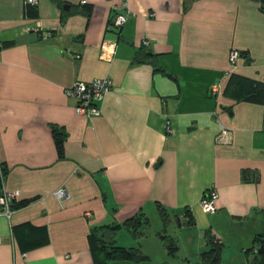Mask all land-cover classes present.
<instances>
[{"label": "crops", "instance_id": "1", "mask_svg": "<svg viewBox=\"0 0 264 264\" xmlns=\"http://www.w3.org/2000/svg\"><path fill=\"white\" fill-rule=\"evenodd\" d=\"M37 1L0 0V169L7 189L20 191L14 206L30 200L0 216V264L124 262L101 260L95 233L109 249L116 242L148 256L129 264L171 258V235L137 245L119 235L143 214V237L160 207L199 229L186 237L188 249L180 245L183 264L200 261L209 234L224 245L230 234L237 239L214 264H264L250 250L264 235L261 1ZM122 12L128 20L116 30ZM102 77L114 90L99 103L101 115H79L65 88ZM252 82L260 94L248 98ZM55 132L65 135L62 156ZM245 170L257 180L244 181ZM62 187L70 198L60 201ZM211 188L217 211L207 214L201 197Z\"/></svg>", "mask_w": 264, "mask_h": 264}, {"label": "built area", "instance_id": "2", "mask_svg": "<svg viewBox=\"0 0 264 264\" xmlns=\"http://www.w3.org/2000/svg\"><path fill=\"white\" fill-rule=\"evenodd\" d=\"M36 5L38 3L37 0H27V4ZM85 3V2H84ZM153 16V14H151ZM112 25L116 30H120L122 26L128 20V13L122 12L121 14H116L113 17ZM146 45L149 44V41L144 42ZM3 48L2 44H0V49ZM106 58L110 59L113 57L114 49H107L105 51ZM81 55L78 54L77 58ZM240 56V51L233 50L230 54V60L232 64H235L237 58ZM114 82L109 77L96 78L91 80V82H85L79 80L75 82L72 86H68L65 88V93L67 97L73 98L76 104V112L79 115H84L88 119H92L95 116H100L102 111L99 109V103L103 101V98L108 93L113 92L114 90ZM221 90V83H215L211 86L212 95H218ZM170 121L168 122V127ZM171 131V129H170ZM230 136V132L222 126V131L220 132V136H218V141H225ZM0 216L9 217L14 211V203L20 195V191H9L7 189V185H5V173L3 168L0 169ZM57 198L61 200H66L70 198V194H68L66 188L62 187L61 189L55 192ZM217 191L215 188H211L205 195L201 197V206L203 211L207 214H212L217 211L216 199ZM0 237V244H1Z\"/></svg>", "mask_w": 264, "mask_h": 264}, {"label": "trees", "instance_id": "3", "mask_svg": "<svg viewBox=\"0 0 264 264\" xmlns=\"http://www.w3.org/2000/svg\"><path fill=\"white\" fill-rule=\"evenodd\" d=\"M259 2L261 1L263 8H264V0H258ZM137 61H143L142 58L138 57ZM252 85L249 86V88H251L250 95H248V98H253V96L260 94L259 93V88L257 85H255L253 82L251 83ZM243 87H245L246 85H242ZM55 136H56V145L59 151V155L62 156L63 155V144H64V140H65V135L64 134H57L55 132ZM243 179L244 181H252V180H257L252 179L250 172H248L247 170L243 171ZM30 200L27 201H22L19 202L17 205V207L20 206H25L27 205V203ZM14 206V208H15ZM160 213L163 219L167 218L166 213L164 211V209H162L160 207ZM189 221H192V218L190 217ZM187 221H185V223H188ZM149 219L146 218L145 216H143V214H140L138 216H133L130 219H128L125 222L126 226L129 227H133V231L134 232H138L137 230V224L142 225L143 223H147L148 224ZM120 226H118L119 228ZM92 239L95 242V246H94V250L96 252V254L99 256V258H101V260H105V261H110V260H129V261H137V262H141V261H145V259L148 258V256L146 254H143L139 249L133 247V248H126L124 246H115L117 243H112L110 245V249L109 247L106 246V238H101V236L98 233H95L92 236ZM254 246L250 249L252 251H254L255 253V262H262L264 263V235H261L259 237H257L254 241ZM207 244L210 245V248L207 250L202 251L201 253V258L199 263L200 264H214V263H218L221 261V253L222 250L224 248V243L220 241V239L216 238L215 235H207ZM168 247H170L172 249V253H175L176 251H178L179 247L176 244L175 240H171V244L168 243Z\"/></svg>", "mask_w": 264, "mask_h": 264}, {"label": "rangeland", "instance_id": "4", "mask_svg": "<svg viewBox=\"0 0 264 264\" xmlns=\"http://www.w3.org/2000/svg\"><path fill=\"white\" fill-rule=\"evenodd\" d=\"M169 215L170 212H169ZM151 217V226H148L146 229H145V234L143 237H141L139 235L138 232H134L133 229L131 231L128 230V228L126 229H122L121 232H120V238L122 237V239L124 238V240L122 241L123 243H125V245H131L133 243V245H137L138 244V240H144V239H148V241L150 242V240H153V239H160L158 238L159 236H168V235H171V237L175 238L176 240V244L177 246L180 247H183L184 250L188 249L186 248L187 245H186V237H189L190 235L193 236L194 233L197 235V237L200 236V233H199V229H196V227H194V229L192 227H186L183 225H179L177 224L176 221L172 220V219H169L166 221L162 220V216L160 214H156L153 216V214L149 215ZM153 217V218H152ZM233 234L235 235L236 233L233 232ZM232 234L228 235V241H224L225 242V245L227 247V255H228V251H231V247H233V245L237 242V239L234 238L233 236L231 237ZM142 239H141V238ZM149 237V238H148ZM106 240H108L107 237H105ZM118 239L119 236L117 237ZM140 238V239H138ZM162 238V237H161ZM180 238H183V242H180ZM178 239H180L179 241H177ZM157 246V245H156ZM181 247L179 248V250L175 253L176 255H173L171 258H168L166 257V254H158L156 255V260L155 261H149L151 262L152 264H183L184 262V253H182L181 251ZM183 254V255H182ZM171 259V260H170ZM193 262L192 264H200L199 261H197L196 259H192ZM126 263H130V261H125V260H122ZM146 262H148L147 260H145ZM145 261H142V263H145ZM124 262L120 263V262H117L115 264H124Z\"/></svg>", "mask_w": 264, "mask_h": 264}, {"label": "water", "instance_id": "5", "mask_svg": "<svg viewBox=\"0 0 264 264\" xmlns=\"http://www.w3.org/2000/svg\"><path fill=\"white\" fill-rule=\"evenodd\" d=\"M68 7V6H67Z\"/></svg>", "mask_w": 264, "mask_h": 264}]
</instances>
